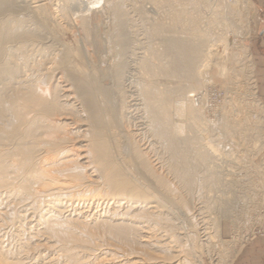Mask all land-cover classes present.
<instances>
[{
  "label": "bare ground",
  "instance_id": "bare-ground-1",
  "mask_svg": "<svg viewBox=\"0 0 264 264\" xmlns=\"http://www.w3.org/2000/svg\"><path fill=\"white\" fill-rule=\"evenodd\" d=\"M15 1L0 0V264H195L193 260L198 258L195 249L207 248V241L210 240L208 226L211 223H217L215 225L219 234L218 217L211 216L208 212L210 205L207 199L208 192L214 190V187L223 181L220 175L215 173L218 169L212 171L210 169L213 165L210 163L215 160L218 150L212 146L210 148L207 143L201 146L199 141L192 140V143L185 145V152L183 151L180 157L178 155L180 162L177 163L179 162L180 166L187 170L179 172L181 178L185 180L184 185L185 182L187 185L192 184L193 178L198 176H194L197 170L194 167L198 166L205 171L201 176L204 177L205 183L200 181V184L202 182L205 186L197 189L202 194L199 195L201 199L191 206V213L180 209L177 201L168 196L163 202L164 198L160 197L159 186L160 161L154 150H158L155 149L156 145L162 141L163 143L166 141L167 146H173L177 143L178 137L173 136L175 131L172 128L173 133L168 126H164L163 121L166 120L163 118L167 119L169 112L166 109V102L162 100V92H159L160 85L155 84L150 77L145 78L146 81L143 80L144 78H136L133 73L136 68L132 69L130 64L128 66L126 63L128 60L125 61L121 56L123 60L120 57L115 59L117 61L114 60L117 64L114 65L112 61L114 66L108 64L113 70L108 67L100 70L105 65L102 59L103 65L98 67L99 69L96 68L95 63L92 62L95 56L90 59L91 55L87 52H84L87 59L85 64H77V61L71 58L72 54L70 56L65 51V47H62L64 50L50 47L48 32L43 27L46 22L41 18L43 14L37 11L44 7H41L43 3L37 0L30 1L26 10H23V7L21 11L18 6L16 7ZM218 1L221 2L220 0L210 2H216V5ZM114 2L106 0L105 5L113 6ZM238 2L243 4L251 1L238 0ZM87 3L82 0L74 2L77 9L82 7L90 9L91 6ZM110 9L112 10L111 7ZM66 10L69 11V8ZM222 10L221 7L217 10L219 11L217 17L223 16L224 10ZM225 10L228 11L226 6ZM88 11L90 12L91 9ZM97 11L91 17L81 16L79 26L75 28L83 42L84 39L87 42L92 41V35L96 37L103 31L100 26V12ZM118 14L116 12V16ZM47 15L44 14V17ZM65 17L69 19L68 16ZM51 20L53 19H50V23ZM72 20L71 18L67 21L72 22ZM74 21L76 24L75 18ZM157 26L156 24L155 27ZM195 32L193 36L188 35V40L185 42L175 35L172 39L170 36L171 40L168 44L165 43L174 55V61L171 60L173 65L168 63L172 66L171 70L176 73L183 69L182 72L184 71L191 88L199 85L197 78L199 76L194 75L196 70L193 68L194 63L197 64L198 56L202 55L201 47L204 45L202 44L204 38L200 42L202 36L199 37V41H195ZM198 34L199 32L197 36ZM203 34L206 37L204 32ZM120 38L119 41L115 40L118 50H121L122 44L125 43L121 44ZM123 39L126 41L125 38ZM208 39L206 38L205 42ZM122 50L125 52L124 49ZM165 51L167 52L166 49L164 53ZM141 57L138 56L139 59ZM164 64H160L161 68ZM140 66L139 64L138 67ZM141 68L144 70L143 67ZM107 69L110 73L106 71ZM220 69L222 73L221 66ZM171 70L168 67L166 71ZM192 70H195L193 75L188 73ZM135 79L140 81L136 82L138 87L135 86L130 90L129 100L126 99L128 102L124 105L120 90L122 82L130 83ZM187 110L188 115L195 111L192 108ZM130 117L137 120V124L132 126V129L127 123ZM167 123L171 125L170 120ZM178 151L172 152L178 154ZM178 157L176 155V158ZM209 157L211 162L208 161ZM193 169L195 172H192ZM179 170L182 171L180 168L177 171ZM187 185L185 187H189ZM206 186L208 188H205ZM185 190L187 194L191 193L190 187ZM164 196L166 197L165 193ZM172 218L180 219L182 223H192L195 237H188V229L185 230L184 227L180 230L185 231H177L176 224L171 221ZM99 231L104 233L107 231V235L110 232L118 241L117 245L119 243L117 249L121 251L114 253L112 251L116 249L111 251L110 247L99 250V253L95 252L96 255H93V250L87 251V248L80 246V240L84 237L88 238L86 232L93 234ZM94 234L93 237L96 235ZM134 237L140 238L144 246L142 248L146 250L143 254L126 257V252L133 245ZM187 237L186 242H189V245L184 241ZM194 238L199 240L198 245ZM116 240L113 242L115 243ZM137 244L136 242L135 246ZM31 249L34 251L30 253ZM131 253H128L129 256ZM198 262L202 264V261L198 260Z\"/></svg>",
  "mask_w": 264,
  "mask_h": 264
},
{
  "label": "rangeland",
  "instance_id": "rangeland-1",
  "mask_svg": "<svg viewBox=\"0 0 264 264\" xmlns=\"http://www.w3.org/2000/svg\"><path fill=\"white\" fill-rule=\"evenodd\" d=\"M30 1L34 2L36 0H16L15 2H17V5H15L16 7L18 6L17 8L19 10H21L23 7V10H26L27 4L29 5L28 2ZM72 1L77 2L78 0H37V2L43 3L41 7L44 6L42 8L43 10L39 8L41 9V11L39 9L37 11L43 14L42 15L38 12L40 15H42V17H40L46 22L44 23L43 27H45L48 32L47 37L48 39H50L49 41H51L49 42L51 48L59 50L62 47H65V51L69 53L70 56L72 54L71 58L73 57L72 59L77 61L76 63L80 65H84V62H86L87 60L84 52H87L91 55V57L89 56L90 59L93 56L96 57L97 54V57L99 59L97 57H93L92 62L95 63L96 68H100V66L103 65L102 63H104V67L102 66L100 70L106 69L108 67V64L113 65L114 60L117 58L119 59V57L121 56L124 60H128L126 63L127 65L130 64V67H133L132 69L138 68V71H136V69L133 71L136 78H144L143 80L146 81L147 79L145 78L150 77V79L153 80L155 84L158 83V86L160 85L158 87L160 88L159 92H162V100L166 102L163 103L167 105L166 109L169 112V117L167 116V119L163 118V120H166V122L163 121L164 126H168L170 129L172 128L175 131L174 132L171 129L172 133L174 132L173 136H175V138L178 137L176 138L177 143L171 146L172 149L170 146L166 145V141L164 142L165 144L162 141L160 143L164 146L159 143V145L157 144L158 146L156 145L155 148L158 150H154L160 161L158 169V172L160 173L159 186L161 190L160 192L162 193H160V197L164 198L163 202L166 201L168 196L177 201L180 209L186 211L187 213H191V206L194 203L198 202L199 199H201L199 198V195L202 194H200L197 189H202L205 186L203 184L205 183L203 182L204 177H201L204 175L203 172L205 171H203V169L198 166L194 167L197 170L195 172V170L193 169L194 171L192 172H195L194 176H198H195V179L193 178L194 181H191L194 184L190 183L189 185H187L185 182V185L190 187L191 192L189 193L190 195L187 194V190L185 189H189V187H185V180L179 175V172H183L186 169H183L180 166L179 157L183 153V151L185 152V145L192 143V140L199 141L201 146H203L204 143H207L209 147L212 146L214 149L218 150V152H216L215 154V160H212L211 162V157H209L208 161L211 162V165H214L211 166L214 168L210 167L211 171L212 169H218L215 171V173L220 175V179L222 178L223 181L221 179L222 183L220 185L217 184L214 187V190L208 192L207 199L209 200L208 205H210V208H208V212L211 216L214 215L218 217L220 225L219 234L217 232V223L210 222L211 224L210 226H208L210 228L208 229L210 240H206L207 248L203 247L195 249V252L198 255L197 259L199 261H202V264H234L235 260L240 255L245 246L254 241L256 238L264 237V213L262 212V210H264V103L261 101L257 90V81L255 74L256 69L252 51V41H255V38L258 36V32L254 26L256 14L252 0H249V2L251 1L250 3L243 4L242 2L238 4V0H235L234 4L227 3L225 0H220L221 2L218 1L220 4L218 3L216 5V2L211 3L213 2V0H115V2L112 0V3H115L113 6H106V0H95L96 2L94 0H89L90 2L88 0H82V2H84L85 4L89 2L87 4H90L89 6H91L90 12L88 11L90 10L89 8L84 9L82 7L77 9L76 4H74V2L71 3ZM117 1L118 3H116ZM119 2L122 3L120 4ZM63 3L66 4L64 5ZM94 3H96V5ZM115 5H118L116 6L117 8L115 7ZM19 6L22 7L20 8ZM199 6L202 8H200ZM217 6H219V8ZM225 6L228 11L225 10ZM228 6L231 7L232 10ZM110 7L112 8V10L110 9ZM220 7L223 8L224 12L223 16H218L220 18L218 19L217 15L219 14L217 13L219 11L217 10L220 9ZM68 8L69 11L66 10ZM115 8L119 10H116ZM61 9L63 10L61 11ZM93 9H96V11L98 10L97 12H100V26L101 31L102 29L103 31L101 33H98L96 37L92 35L93 40L90 39L92 41L88 39L90 42H87L86 39H84L83 42L82 38L78 36L79 34L76 32L77 30L75 28L79 26L78 24H80L81 16H93V14L96 12ZM174 9L180 10L174 11ZM85 10L88 12H86ZM214 10H216V12ZM112 11L114 14L112 13ZM115 11L117 12V14L118 11L120 12L118 14L119 16H116ZM62 12L63 14L66 12L68 14L63 15ZM44 14H48L50 16L49 17L47 15L49 19L46 16L44 17ZM120 15L122 17H120ZM65 16H68L67 18L69 19H65ZM70 17L73 19L72 22H69L71 20ZM115 17H118V19H120L118 20ZM74 18L75 20H77L76 24L74 23ZM47 19L48 21H46ZM50 19H53L51 20V23L49 22ZM185 20H187L188 22ZM53 22L55 24H53ZM73 24H75L76 27L75 25L73 26ZM116 24L118 25V27ZM156 24L158 25L157 27H155ZM171 25H173V27ZM170 26L172 27V30ZM70 28L72 29L70 30ZM173 31L176 33H174ZM202 31L206 34V37L203 36L204 34ZM167 32L171 33L168 34ZM194 32L197 37L196 38L194 36L195 41H199V37L202 36L200 38H204V41L202 39L200 40V42L203 41L202 44L204 43L205 46H202V44L200 43V45L202 46H200L202 55L200 54L201 56H198L200 60L199 58L196 59L197 64H195L196 62L194 63V65L197 67L196 68L194 66L193 68L196 70H194L195 74L193 70V72H188L191 75L197 74L199 76L197 77L199 78V85L197 84L196 86H192L191 88V86L189 85L190 82L187 81V78H185L186 75H184V71L182 72L183 69H180L181 71H176V73L178 72L177 74L173 73V71L171 70L172 66H169V64L173 65V62L171 60L174 61V55L168 49L169 47L166 44H168L169 40H171L172 37L175 38V35L176 37H178V39H182V41L185 42V40H188V35L193 36ZM198 32L199 34L197 36ZM121 35L122 38H120ZM119 38L120 41L122 39L121 44L125 42L124 45L126 47H124V45L122 44V49H124L125 52H123L122 49L118 50V48H116L117 43L115 42L119 41ZM123 38H125L126 41L129 39V43L123 41ZM206 38H209V42L208 40L207 42H205ZM191 40H193V38H191ZM100 41H102L101 45ZM165 49L167 50V52L165 51L164 53ZM139 55L142 56L140 59L138 58ZM121 57L120 59H122ZM94 58L95 61L96 59L98 60L96 61L98 65L95 61H93ZM101 59L104 60L102 63ZM131 59H133L134 61H130ZM137 62L141 65L140 67H138L139 64ZM159 62H162L163 64L165 63L163 65L164 67L162 66L163 69L160 66V64L162 65V63ZM115 63L117 64V62ZM202 64H204V66L207 65L205 66L207 68H205ZM110 65L108 69L112 67ZM127 65H125V67ZM220 66L221 68H223L222 73L220 72ZM141 67H143L144 70H142ZM168 67L171 71L167 72L166 70H168ZM108 69L106 71H108ZM179 71L182 73H180ZM108 72L110 73V70ZM170 72L173 73V75ZM174 76L176 78H174ZM136 82L138 83L140 81H138V79H135L130 83L122 82V89L120 90L121 96L122 98H124V105H126V102H128L129 100L128 96L130 95V90L134 89L135 86L138 87V84ZM194 87L196 88L193 89ZM166 105L164 107H166ZM187 108H192L195 111L193 112V114L190 113L191 115H188ZM168 119L171 121L172 126L167 123L169 122ZM127 123H129L128 125H130L132 129L135 124H137V120L134 117H130L128 118ZM165 145L167 146V149ZM176 146H178V149L176 148ZM172 151H178L179 153L175 154L177 152L173 153ZM218 153H220V155ZM176 155L177 157L179 155V157L176 158ZM177 161L179 162L177 163ZM179 168L182 169V171H177ZM200 181H202L203 183L201 182L200 184ZM205 188H208V186H206ZM164 193L166 197L164 196ZM176 220L177 218L171 219V221L176 224V227L178 228L177 231L182 232L188 229L187 232L189 236H187L190 238L195 237V228H193L192 223H190V225L188 222L182 223L180 219H178L177 221ZM183 227L185 228V230H180ZM105 232L106 233H104V231H99L96 233L94 232L97 236L92 232L95 235L94 237L92 236L93 234H91V232H84L85 234H87L86 237L88 238L85 239V235L82 236L84 238L80 240V246L82 245V248H87V251L88 249L93 250V255H96L95 252L99 253V250H105L110 247L111 251L112 249H116L112 252H120L121 250H118L119 247L117 246H119V243L117 245L118 241L116 240V238H114L113 235L110 234V232L108 235L107 231ZM90 235L92 237H90ZM106 235L109 236V239L106 238ZM95 237L98 238L96 239ZM188 237L186 238V240H184L185 242L188 240ZM92 238L95 239L92 240L93 242L91 241ZM134 238L135 239H133V245L127 252L130 254L131 252L135 251L136 253L133 252L129 256V254L126 252V257H131L136 254H143L146 250L145 248H142L144 246L143 243H141L140 238ZM88 239H90V241ZM114 240H116L115 243L113 242ZM94 241L97 244L102 243V247L100 244L97 245L96 243H94ZM194 241H196L195 243L196 245H198L199 240L195 239ZM85 242L87 244H85ZM90 242L91 244L89 245ZM136 242L140 244V246L138 244L135 246ZM184 243L183 245L185 246L189 245V242H186L187 245ZM114 244L116 245V247ZM32 251L34 250H29L30 253ZM197 259L193 260V262H196H194L195 264L199 263Z\"/></svg>",
  "mask_w": 264,
  "mask_h": 264
},
{
  "label": "crops",
  "instance_id": "crops-1",
  "mask_svg": "<svg viewBox=\"0 0 264 264\" xmlns=\"http://www.w3.org/2000/svg\"><path fill=\"white\" fill-rule=\"evenodd\" d=\"M255 9L254 26L258 32L252 41L257 90L264 103V0H252ZM234 264H264V237L256 238L242 250Z\"/></svg>",
  "mask_w": 264,
  "mask_h": 264
},
{
  "label": "built area",
  "instance_id": "built-area-1",
  "mask_svg": "<svg viewBox=\"0 0 264 264\" xmlns=\"http://www.w3.org/2000/svg\"><path fill=\"white\" fill-rule=\"evenodd\" d=\"M227 3H232V4H234L235 3V0H225ZM243 6V5H242ZM262 212L264 213V210H262Z\"/></svg>",
  "mask_w": 264,
  "mask_h": 264
}]
</instances>
